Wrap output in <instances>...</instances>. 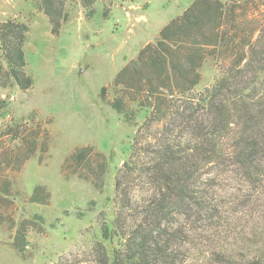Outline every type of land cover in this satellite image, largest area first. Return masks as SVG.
<instances>
[{
	"label": "trees",
	"instance_id": "trees-1",
	"mask_svg": "<svg viewBox=\"0 0 264 264\" xmlns=\"http://www.w3.org/2000/svg\"><path fill=\"white\" fill-rule=\"evenodd\" d=\"M67 1L33 0L53 36L68 21ZM76 1L90 18L98 0ZM245 1L195 0L114 78L107 105L136 130L114 178V215L93 247L98 264H191L195 253L211 264H264V24L247 28L237 13ZM28 34L24 23L0 22V88H32ZM210 61L219 74L198 91ZM35 148L29 143L27 154L16 157L17 170ZM92 152L75 151L65 166L100 189L108 160L100 153L90 159ZM1 158L0 167L10 164L7 154ZM11 186L0 180V204ZM48 200L36 185L28 203ZM42 220L17 225L11 246L21 258L28 231L43 230Z\"/></svg>",
	"mask_w": 264,
	"mask_h": 264
},
{
	"label": "rangeland",
	"instance_id": "rangeland-1",
	"mask_svg": "<svg viewBox=\"0 0 264 264\" xmlns=\"http://www.w3.org/2000/svg\"><path fill=\"white\" fill-rule=\"evenodd\" d=\"M194 1L98 0L86 18L80 4L68 0V21L53 36L33 0H0V22L29 27L24 56L25 73L32 79L28 91L0 88V161L3 154L10 159L0 167V180L12 184L11 195H3L0 204V264H54L60 258L98 264L93 247L101 239V224L114 215V178L136 130L107 105L113 80ZM241 7L237 13L248 29L264 24V0H246ZM218 74L213 61L206 63L197 90L209 87ZM142 120L140 115L138 124ZM34 142V156L17 170L16 157L25 156ZM88 147L93 149L90 159L100 153L108 160L100 189L72 176L73 168L65 166L71 154ZM36 185L49 194L45 205L28 203ZM34 216L43 219V230L30 228L21 258L11 243L17 225ZM207 243L204 239L202 245ZM201 256L195 253L191 264H211Z\"/></svg>",
	"mask_w": 264,
	"mask_h": 264
}]
</instances>
